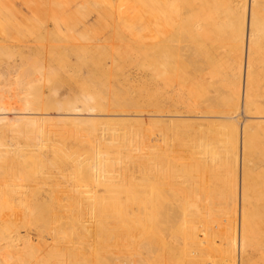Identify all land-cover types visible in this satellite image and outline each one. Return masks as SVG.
I'll return each mask as SVG.
<instances>
[{"label": "bare ground", "instance_id": "bare-ground-1", "mask_svg": "<svg viewBox=\"0 0 264 264\" xmlns=\"http://www.w3.org/2000/svg\"><path fill=\"white\" fill-rule=\"evenodd\" d=\"M171 3H174V6H170ZM140 4L141 5L134 4L133 8H131V11L133 13L130 20H137L138 22L139 20L148 21L149 23L150 21L152 22L148 26H145L144 29L147 32H144L147 34L145 35L147 39L144 41H141L139 39L140 42H142L141 44H144L142 46L144 48L143 52H141L142 55L124 56V64L127 63L125 60L136 61L139 63L135 75L138 74L139 76L143 77L145 75V79L143 80H138V75L137 77H134V79H137L134 87H131L130 89L124 88L123 91L118 89L115 90L112 88H103L108 83L110 84V81H113L111 77L113 75H111L112 72L110 73L106 68L108 56H102L105 52L103 51L104 48L100 46L99 53L101 54V56H82V58H80L81 61L79 62V66H86L90 72V77L87 78L86 82H83L84 84H82L81 87H79L82 88L80 95L78 94L77 96H74L69 93L62 98L60 97L58 90H56L54 92V95L51 97L52 102H50L53 103V106L50 104H46L44 99L41 97L40 92L36 90L32 92L33 96L31 97L29 95H21L22 93H20L19 90H15V87L13 92H6L2 97H0V123L2 124H9L12 122L20 121L39 123L46 122V124L48 122L55 121L61 124L60 125L58 123L60 127L48 128L50 127L48 123V127L47 125L45 126V129H47L45 130L43 127L44 132L42 130L44 135L46 133V136H49L48 138L51 139L52 137H56L59 139V142H56L58 144H56L55 141L52 142V144L55 143L53 144L54 146H52L53 158H49V154L45 151L46 149L43 147L41 148L40 145H38V151L35 150V147H37V143L33 144L34 148L29 152V157L32 159V162L40 164L37 170L41 176L40 177L38 175L36 169L32 168L31 173L34 171L35 176L31 177L33 179L31 183L35 189H38L42 186H49L47 188V191H45L46 194H43L42 192H34L32 198L31 196L29 197L25 193V191H22V195H25L26 201L34 203V205L38 209L39 206H42L43 204V206L49 204V208L47 207V210L44 212L40 211L42 208H40V210L37 209L38 212H35L37 217H39L40 212L41 214L46 213L51 216H57L58 222L51 223L54 225H52L50 229L51 231H54L49 232V234H51L48 236V238L45 237V239H47L45 242L43 241L45 239H42L43 243L40 242L39 239L37 240L36 237L31 238L29 235H27L28 237H26L25 240H22L23 242L20 243L24 246L20 245L19 247L18 245L17 247L15 246V244H13L12 240H10L11 245L8 248L9 250L5 251V249H7L6 246L3 250L6 254L5 260L7 264H32L29 261H32L34 255L36 258L39 257V254L34 251L38 249L40 250V256L43 258L44 264H100V262H103V257L101 258L98 255L90 256L91 253L87 255L88 257L85 258L79 259L77 255L75 256L76 258H73V252H75L76 250L74 248L70 249V244L68 241H70L71 243L72 236L74 237L75 235L77 237L78 234L80 236L78 235L79 238L77 237L76 242L73 239L76 245L78 243L83 244L80 241L82 237L85 238L86 235L88 236L86 237V239L91 240L95 238L97 235V231L101 230V225L103 224L101 220H103L105 216L111 213L113 214L114 212H116L117 210H121L122 208L126 209V207H128L131 203L133 204L134 200H132L130 196L131 194L132 196L134 195L132 193L133 189L135 188L133 185L135 184V179H137L135 177L136 172L134 171L133 165L136 163L138 164V162L145 165V174L144 176L141 175L142 178L145 177L146 182L143 183L146 185V188H143L145 193L143 196L144 207H141L139 209H142L143 211V214L140 215L142 220L145 222H143V224H145L143 226L146 227V230H143L144 228L142 227L141 223L140 226L142 228L140 226L139 228L141 231H145L142 232L145 235L146 249L144 250V252H146L147 254V256L145 255V260H147L148 264H179L175 260L176 252H174V256L172 254V250L170 251V249H172L170 248V245H174L173 242L177 243L175 241H178L180 236L185 237L194 228L195 221L191 217L185 216L188 214H186V210L191 207L190 204L187 203L188 199H186L184 195L189 191H192L193 188L196 191V186L198 187L201 184H206L204 187V193L199 189L197 193L199 194V191L202 192L203 197L201 199H203V202L205 204L203 203L200 206L198 204H192L194 206H192L193 211L194 209H197L198 213H202L205 217L206 220L203 221V224L205 225L204 228L209 232V235H207L206 232L201 233L199 239L200 249L196 248V252H192L193 256L197 255L199 257L200 264H249L251 259L255 257L254 254L256 252H259L261 248H263L260 245V242L264 240V203L262 206H259V204L262 203L261 200L263 199L261 198H264V186H262L263 189H259V184L262 183H259L258 180L264 176V170H260V174L259 172H257L255 175L252 174L253 165H250L248 162L251 161L252 156L250 155L253 154H246V160L245 158H243L242 160L239 185L237 181V177L239 175H237L238 170H232L233 173L230 172L229 175L228 173L230 167H226L227 160H224L223 158L220 159V152L217 153V151H214L212 152V155L209 156L211 157V164L205 163L206 161L209 162V158L207 160L206 158L208 156L205 158V155H203L204 159L206 160H204L205 162H203V160L201 161L203 162V165L204 163L205 165L204 167H202L203 169H198L196 172V178L200 180V183L198 184L196 179L192 181L195 176H191L194 178L190 182L183 183V178H181L182 183L185 185L180 186L181 184L179 182H181V174L178 178V171L174 170L173 167L172 169L169 168V164L164 158L162 152L164 151V149L162 150L161 142H164L165 140L163 139V141H161L162 139H160V141H155L153 139L155 137L154 134L157 133L158 135L160 133H158L151 127L159 122H176V120L174 121L172 119L173 121H171L169 119H163V117L196 118L194 119V121L190 122H196L198 120L205 119L206 117L208 120L213 118L212 121L207 120V122H213V120L215 119L220 120L219 122L225 125L223 131L222 129H218L220 131V134L217 133L218 139L219 137L221 139L223 136V142H228L230 140L229 143H235L234 145L236 146H232L234 149L237 147V143H239L240 141L238 136L239 130L235 128L233 122L231 125L232 129L231 127H229V121L225 122L227 118L235 116L234 114L227 115L228 111H225V108L232 109L231 112H237L238 110H240V108H242L245 115L249 116V114H252L249 116V119H246L242 123V145H244V148L246 142L249 139L257 137L258 132L260 131V128L258 126L264 123V108L258 110L257 112H252V108L255 104L253 103L254 101H251V99H253L251 97H253L255 92L253 94L251 85L256 83L257 78L255 77L254 73V71H256L254 70V63L257 61L264 62V55H259L262 53L260 52L259 44V41L262 40H260L259 38L262 37H259V35L261 34L258 33L259 28L257 29V26L261 25L260 23L264 22V1L164 0V4L168 5V8L173 10V15H171L169 19H166V14L163 15L162 13H155V11L153 10L154 7L151 8L148 3H144L142 1L140 2ZM118 7L120 6L118 5ZM139 7H143L145 10H142ZM126 8L129 10V7L126 6ZM157 18H159L160 20L162 19V25H157ZM106 20L104 22H106ZM101 22H103V20H101ZM119 29H121L120 31H122V27ZM132 30H130V34L136 37L135 34H137L138 31H136L137 33H135ZM123 34L126 33L124 32ZM124 37H126V35ZM137 38L138 36L136 37V39ZM178 40L185 42V44L183 45L186 51L183 49L182 43H179ZM45 52L47 55L52 56L51 59L53 61L57 60V57L54 55L56 51L51 52V50L46 49ZM183 52H185V54H187L188 56H186ZM222 56H229L231 62H221L220 59ZM117 59L119 60L120 64L121 58ZM115 61L114 57H112L111 62L115 63ZM63 62L64 63H62V65L60 62L59 66L63 67L64 71L67 72L68 75V71L71 70L70 68H68L70 67V60H67L65 58ZM45 67L44 62H41V66L38 65L37 67H35L34 74L35 72L37 73L38 70V74L42 75V77L46 78V80L49 82H52L55 80V78L60 77L58 73L55 75H52L50 73L53 71L51 69L55 68L54 66H48V70L43 69ZM11 68L13 69V66ZM118 69L119 67L116 68V70ZM98 74H100L104 78L102 79L103 82L101 83L97 82L98 79L96 78V76H98ZM147 74L151 77L149 78ZM74 75H76L75 70L70 76V80L72 81V83L76 82L74 80ZM146 75L149 80L146 78ZM155 75H160L162 77L164 87L155 82ZM42 77H37L38 82H41V79H43ZM177 79H180L182 81V89L184 88L183 90L186 91L185 88H187L189 95L191 94L190 98L193 100V102H190L189 106L187 105L190 110L187 108V106L184 107H186L193 115L187 114L185 116L183 115V113H181V109L179 110L177 108V104L180 102V91L179 89L174 90L176 85L179 84L177 82ZM26 82H29V80H27ZM131 83L133 84V82ZM16 84L18 88V83ZM154 86H158L157 88L159 90V93H155V95L151 91ZM137 91H140L139 97L137 95H133L134 92L137 93ZM257 96L261 98L262 92H259ZM171 107L177 108V110H174L176 111V113H174L175 115H172L173 113H163V111H166V109H169ZM150 108L154 112L150 114L143 113L145 111H148L149 113L151 111L149 110ZM201 108L205 109V112L203 114L199 111ZM111 111H115V114L119 113L122 114L121 116L125 117L123 118V120H119V122H122L121 125H123V123L125 122H130L134 123V125L136 126L134 127L133 125V127H130L131 129L125 127L126 125L123 126L124 129H126L123 136H121V134L112 132L114 136L112 135V137H105L102 133L105 131L106 135V132L108 130L107 128L106 130H103L104 128L101 127L102 125L100 126V124H107L104 118L105 115L112 114ZM145 115H147L146 119L138 120L136 117H143ZM71 116L73 117L71 118ZM67 117H69V119H72L70 120L73 122V124L74 121H77L78 123L81 122L83 124H91L92 127L97 126L98 128L96 127L97 129H93V131H91V129H89L90 131H87L85 129L86 131L84 132V135H82V137L84 136L82 138L80 136V131L84 129V126L81 127L80 123L79 125L77 124L81 127L79 131L80 133L77 134L75 131V127L78 128V126H76V123L74 124L75 126L72 127L73 130L75 129L74 131L72 130V128L70 130L71 126L68 128V126L71 124L67 125V128L64 126L63 123L66 124L65 121L68 119ZM130 117L136 118V120H130ZM143 120V125H145L144 123L147 122V125L145 126L146 129L149 127L148 135L146 134L148 130L145 133L149 141L145 142L146 152L145 155L142 156L146 157V159L141 160L140 157L139 160H137V158L133 160L126 155H122L123 152L121 154V151L123 148L121 149L119 155L116 156V158L112 157L109 152L113 153V151H110L109 147L113 142L110 141L114 140L116 142L117 140L118 142H122L119 143L120 145H122L120 147L132 148V137L133 135L136 136L133 132H135L136 134H140L144 126L140 127L139 123ZM145 120H149L152 122H145ZM50 125L52 124L50 123ZM85 128H87V126ZM132 128L134 129L132 130ZM41 129L42 127L40 128V130ZM100 130H103V132L100 133ZM129 130H132L131 134L128 133ZM75 134L78 136H76ZM197 134H200V132H198ZM71 136H73V138L77 137V140H79V142H82L83 139L84 141L90 142V144L91 142H94L95 146L91 144L93 145L94 150L87 151L88 148H83L81 151H79V149H76V151L78 150L77 153L76 151H74L75 149H72L65 141ZM48 138L46 137V139ZM42 140L40 141L41 143L44 142H42ZM48 141L49 140L46 141L47 143L44 142V144L46 143L45 146L47 147H49L51 143H48ZM164 145L165 144H163V146ZM112 146L114 147V144H112ZM115 146L117 147V144H115ZM170 146L172 148L174 147L173 144ZM197 146L196 148H198ZM214 146L212 147L213 149L215 148ZM115 148L114 152H116L117 150H115ZM254 148H256V145H254ZM90 149H92L91 146ZM215 149L218 148L216 147ZM173 150L175 149L173 148ZM252 152L253 151H251V153ZM33 153L39 154V156L35 157ZM170 153H172V151L169 152V155ZM245 153L247 152H244V154ZM78 154L80 156L86 154L89 160L84 161L82 159V161L79 160L81 161V163H78ZM262 155L264 156V150L262 151ZM258 157L261 158L259 155ZM191 158L188 159V161L190 160V163H192L194 160L197 161L199 159H203L199 157L196 160V156H194L193 160L191 161ZM72 160H76V163ZM213 160L215 161V163L212 164V162H214ZM201 161L198 162L201 164ZM262 161L264 162V159H262ZM15 163L18 164V161H15ZM193 164H195V162H193ZM193 164L190 165V167L194 166ZM233 164L234 167H237L238 162L235 160ZM69 169L72 170L73 176L66 175V172ZM236 169H238V167ZM190 170L192 171L193 169ZM254 171L256 172V170ZM193 173H195V171H193ZM60 179H64V181L61 182ZM71 179H73V182L76 184L75 188L76 186L79 188L76 191V194L78 195L70 192L71 190L68 186L72 185H70ZM186 180L188 181V177ZM63 182L66 184L63 185ZM172 182L174 185L177 183L180 184L178 185L180 186V188L177 186H173L178 188V190L176 188L174 189H176L179 193L177 191H174L172 194V187V190L168 189L169 192L167 191V186L169 185V183L172 184ZM143 184L141 183V185ZM19 185L21 184L20 181H18V178L3 179L2 181H0V186H2L3 188H8L7 190L9 191H11L12 187H17L16 189H19ZM52 185L56 186V188L54 189ZM138 185H140V183H138ZM66 187H68L69 190ZM168 188H170V185ZM220 188L221 191H219ZM63 189L65 190V192H63ZM98 190L106 191L104 197H100L98 195ZM62 192L64 196L62 195ZM66 192L67 194L65 195ZM200 194L198 196L201 197ZM48 199H51L53 201H48ZM194 199L196 200L197 198ZM22 201L23 198L21 196H16L15 193H11L10 195L6 192V190L5 194H3L0 190V227L1 225H5L3 222H5L6 220L3 221V219H14V217L20 216L26 218L25 215L28 216L29 213L30 216V212H34L32 210L30 212L25 211L24 208L15 209L22 204ZM215 201L217 204H219H215L214 206L212 204ZM67 204H73L71 206H75V210L73 213L72 209L71 213H68L67 210H65ZM131 206L132 205H130L129 207ZM210 206H214L213 211H208V207ZM124 211L122 212V218H120L117 227L121 228V225H124V223H122L124 222L123 220H125V222H127L128 224L131 223V220H135V218L129 212H127L126 210ZM31 217H28L29 221ZM46 217L47 215H45V217L41 219V223L44 221V219H46ZM136 221L138 220L136 219L135 223L133 221L134 224L132 225V227L135 225V229L138 230L139 228L136 225ZM44 223H46V221ZM127 223H125L126 227L123 226L121 228L123 229L124 233L127 227H131V225L129 226ZM48 225L49 224H47V226ZM80 225H83L84 236L79 233V230L78 233L76 232L77 227H79ZM72 228L75 229L76 233L73 234L74 232H71L69 235H72L69 236L66 232L71 231ZM47 229L48 227L46 228V230ZM1 230L2 228L0 229V231ZM25 231L29 232L27 228L25 229ZM56 231L59 232L60 235L62 234L61 232H63L62 235L64 239H67V235L69 239H71L68 241L65 240L62 243L61 238L59 239L60 242L57 241L58 239L56 240V238H54L58 236L56 235L58 234L56 233ZM89 233H91V235H89ZM130 234L129 237L132 235ZM10 235L14 236L12 234ZM126 235H128L127 232L125 236ZM6 237L8 238L10 236ZM76 237L74 238L76 239ZM12 238L13 237H11V239ZM51 240L53 241L52 244ZM54 242H56V244L57 242L59 243L54 246ZM90 246H92V244L88 243V247ZM90 248H88V250ZM93 249L96 250L95 248ZM103 250V253L101 255H103L105 252V250ZM107 251L109 252L110 249ZM122 252L118 255L120 257V262L118 263L115 261L116 264H120L121 262L126 264V261L128 260V257L130 255L126 258L124 254H128L131 251L123 249ZM263 252L264 251H262L261 253ZM218 253H221V255H217ZM105 254L104 256H106ZM257 254L259 255V253ZM81 255L83 256V254ZM218 256H220L219 260H217ZM46 257H48V259ZM122 259H124L125 262ZM128 264H131V262Z\"/></svg>", "mask_w": 264, "mask_h": 264}, {"label": "rangeland", "instance_id": "rangeland-1", "mask_svg": "<svg viewBox=\"0 0 264 264\" xmlns=\"http://www.w3.org/2000/svg\"><path fill=\"white\" fill-rule=\"evenodd\" d=\"M142 1L144 3H148L151 8L154 7L153 10L155 11V13L156 12L162 13L163 15L166 14L165 15L166 19H169L171 17V15H173L172 14L173 10L168 8L169 7L168 5L164 4V0H159L162 4L157 0H96V1L95 0H0V97H2L4 95V93H6V92L7 93H9L11 91L13 92L15 87H16L15 90H19V92L22 93L21 95H29L31 97L33 96L32 92H34V90H36V91L40 92V95L44 99L46 104H50L53 106V103H50V102H52L51 97L54 95V92L56 90H58L59 95L62 98L65 95H68L69 93H71L74 96H77L78 94L80 95L82 88H79V87H81L82 84H84L83 82H86L87 78L90 77L89 69L86 66H84V67L79 66L80 65L79 62L81 61L80 58H82V56H101V54L99 53L100 46H102L104 48L103 51L105 52L102 56H108L106 68L110 73L112 72L111 75H113V76H111L113 81H110V84L108 83L103 88H106V89L112 88L115 90L118 89V90L123 91L124 88L130 89L131 87H134V84L137 81V79L143 80V79H145V75L143 77V76H139L137 74L139 76V77H137V75H135V73L137 72V66L139 65V63L136 61L125 60L127 63L124 64V56H141L142 55L141 52H143V50H144V48L142 47L144 44H141L142 42H140V40L144 41L147 39L145 36V35H147L146 34L147 32L144 29H145V26H148L152 21H150V23H149L148 21H143V20H141V21L139 20V22L137 20H135V21L130 20L131 15L133 13L131 11V8H133L134 4L141 5L140 2H142ZM118 5L120 7H118ZM171 5L174 6V3H171L170 6ZM126 6L129 7V10L126 8ZM139 8L142 10L144 9L143 7H139ZM106 18H107V20H106ZM100 19L103 20V22L106 20V22L103 23V22H101ZM157 19H158L157 25H162L163 24V23L161 24L162 19L161 20L159 18H157ZM164 23H166V22H164ZM260 24L262 26L261 25L257 26V29L259 28L258 33L261 34V35H259V37H262V38H259L260 40H262V41H259L260 52L264 53V22L260 23ZM118 27L119 28L122 27V31H120L121 29H119ZM130 30H132L135 33H137L136 31H138L139 34L138 33L135 34L136 37L138 36L137 39L134 35L130 34L131 33ZM124 32L126 34H123ZM144 32H146V33H144ZM125 35H126V37H124ZM139 35H141V36H139ZM179 43H182L183 49L185 50V47L183 45V44H185V42L180 40ZM103 44H104V46H103ZM46 49L51 50V52L56 51L57 54L54 53V55L57 57L56 61H53L51 59L52 56L46 54V52H45ZM184 50H182V51H184ZM183 53L185 54V52H183ZM262 53L259 55L263 56L264 54H262ZM185 55L188 56L187 54H185ZM112 57H114V61L116 60L115 63L111 62ZM115 57H116V59H115ZM65 58L67 60H70V63H69L70 67H68V68H70L71 70L68 71V73H69L68 75H67V72L64 71V68L59 66L60 62H61V65H62V63H64L63 60H65ZM117 58H121L120 64H119V60ZM220 60L223 63L231 62L229 56H222ZM41 62L42 63L44 62V67L45 66L46 67L43 69H45V70H48V66H54L56 69L52 68L51 70H53V71L50 73L52 75H55L58 73L60 77H57V78H55L54 81L49 82L46 80V78L42 77V75L38 74V70H37V73L35 72V74H34L35 67H37L38 65L41 66ZM12 66H13V69L11 68ZM117 67H119V69H118L119 71L116 70ZM73 69L76 71V75H74V77H75L74 80L76 81L75 83H72V81L70 80V76L72 75V73L74 71ZM254 70H256V71H254V73H255V77H257V78H256V83L251 85L252 90H253V94L255 92L253 97H251V98H253V99H251V101L252 102L254 101L253 103L255 104L252 108L253 109L252 112H257L258 110L264 108V62H258V61L255 62L254 63ZM79 74H80V76H79ZM147 75H146V78L149 80V78L151 76L148 75V77H149L148 78ZM37 77L43 78V79H41V82H38ZM134 77H137V79L136 78L134 79ZM243 77H244V75H243ZM96 78L98 79L97 82H99V83L103 82L102 79H104V78L100 74H98V76H96ZM27 80H29V82H26ZM154 80L157 84L164 87V84L162 82V77L160 75H155ZM19 81H21V82H19ZM31 81H36V82H31ZM131 82H133V84ZM177 82L179 84H177L175 89H174V90L179 89V91H180L179 92L180 93L179 94L180 95V102L177 104V108L179 110L181 109V113H183V115H185V116L187 114L193 115L191 112H189L190 108L188 107L189 103L193 102V100L190 98L191 94L189 95L187 88H185L186 91L183 90L184 88L182 89L183 85H182V81L180 79H177ZM242 82H243V79H242ZM16 83H18V86H19L18 88H17ZM131 84H132V86H131ZM12 85H14V86H12ZM155 87L156 86H154V88L151 89V91L154 93V95H155V93H157V94L159 93V90L157 88L158 86L156 88ZM154 90H156L158 92H156ZM259 92H262L261 98L259 96H257V94H259ZM181 94H182V96H181ZM133 95H137L139 97L140 91H137V93L134 92ZM241 101H242V98H241ZM181 103H182V105H181ZM184 106H187V108L189 110ZM177 108L171 107L169 109H166V111H163V113H173L172 115H175L174 113H176V111H174V110H177ZM149 110H151L149 113H148V111H145L143 113L150 114V113L154 112L151 108ZM231 110L232 109L225 108V111H228L227 115H233V114L235 115L231 118L230 117L227 118V120H225V122L229 121L228 123H229V127H231V129H232L231 125L233 122L235 128H237V130H239L238 136H239L240 141L238 140L239 143H237L238 145L234 149L232 146L235 147L236 146V145H234L235 143L234 144H233V142L229 143L230 140L228 142H223L222 141L223 136L221 139H220V137H219V139L217 137V133L220 134L219 130L222 129V131H223V129L225 128L224 127L225 125H223L221 122H219L220 120L214 119L213 122L208 123L207 117L205 119H201V120H198L196 122H190V121H194V119H196L194 117H163V119H169L171 121L176 120V122L164 121V122L156 123V125H153L151 127L155 131L160 133L158 135L161 138L158 137L157 133L154 134L156 138L154 137L153 139L155 141H157V140L160 141V139H162L161 141H163V139L165 140L164 142H166V143L161 142L162 150L164 149V151H162L164 158L168 162L170 169H172V167H173L174 170L178 171L177 172V173H179L178 178L181 176L180 179L183 178V183L184 182H190L194 178L191 176H195V178L192 181H194L196 179L198 184L200 183V180L198 178H196V172L198 169L201 170V168L204 167L205 163L211 164V162H210L211 157H209V156H211L212 152H214V151L215 152L217 151V153L220 152V154H219L220 159L223 158L224 160H227L226 167H228V168L230 167L229 173H228L229 175H230V172L233 173L232 170H234V171L238 170V173L236 172L237 175L239 174L237 177L238 178V180H237L238 185L240 182V172L242 169V160H243V158H245V160H246V154H248V155L253 154V155H250V156H252L253 159L250 157L251 161L248 162L250 165L254 166V167L252 166V168H253L252 174L253 175H255L257 172H259V174H260L261 171L264 170L263 169L264 162L262 161V159H264V156L262 155V151L264 150V123H262V125L258 126L260 128V131L258 132L257 137L249 139L246 142V145L244 148V145H242V138H243L242 137V135H243V133H242L243 124L242 123L246 119H249L250 118L249 116L252 114H249V116L245 115L243 113L242 108H240V110H238L237 112H234V111L231 112ZM199 111H200V113L203 114L205 112V109L201 108ZM114 112L115 111H113L112 114H110V115H105L104 119L107 122V124L106 123L100 124V126L102 125L101 127L104 128V129L103 128H101V129L106 130V128H107V130H108L106 132V135H105V131L103 132V130H100V133L103 132L102 134L105 137L106 136L112 137V135L114 136V134H112V132L117 133V134H121V136H123L125 131H126V129H124L123 126L126 125L125 127H128L129 129H131L130 127H133V125H134V123H130V122H125V123H123V125H121L122 122H119V120H123V118H125V117L121 116L122 114L118 113L119 114L118 115V114H115ZM146 116L147 115L143 116L144 118L142 116H139V117L136 116V117L138 120H140V119H146ZM72 117L73 116H71V118ZM67 118L69 119V117H67ZM68 119L65 121L66 124L65 123H63V124L66 128H67V125L71 124L68 126V128L71 126L70 130L73 126H75L74 125L75 123H76V126H78L79 123H80L81 127L84 126L83 127L84 129L81 131H80V129H81L80 126H78V128L75 127L76 130L74 129L77 134H79L81 132V134H80L81 137H82V135H84V132L86 130L88 131L89 129H91V131H93V129L98 128L97 126H94L95 128L92 127L91 124H90L91 125V128H90L89 124H83L81 122L78 123L77 121L76 122L74 121V124H73V122L71 121L72 119L71 120L70 119L68 120ZM134 119L136 120V118L130 117V120H134ZM212 119H210V120L212 121ZM109 120H110V123H109ZM210 120H208V121H210ZM146 121L152 122L149 120H145V122ZM54 122L55 121L48 122L50 127H48V123L46 124V122H43V123L40 122L39 123V122L20 121V122H12L9 124L0 123V170H1L0 181H2L3 179L18 178V181H20V184H21L18 187L19 189H16L17 187L10 186L12 188H11V191H9V190H7L8 188H3L2 186H0V190L3 194H5V190H6V192L10 195H11V193H15L16 196H19V197L21 196L23 198V201L21 202L22 204L15 209L24 208L25 211H29V212L31 210L34 211L33 213L30 212L32 217H31V215L29 216V213H28V216L25 215L26 218L23 216H20V217H14V219L13 218L9 219L8 217H5L8 219H3V221H5V220L6 221L3 222L5 225L4 226L1 225V227H0V229L2 228V230L0 231V264H7V262L5 260L6 254L3 250H4L5 246L7 248V249H5V251L9 250L8 248L11 245L10 240H12V242H13V244H15V246L18 247V245H19V247H20V245H22L20 243L23 242L26 237H28L27 235H29L31 238L36 237L37 240L39 239V241L43 243V241L45 242L47 240V239H45V237L48 238V236L51 234V233L49 234V232L54 231V230L51 231V229H50V227L52 225H54L51 223L52 222L53 223L58 222L57 216L56 217L51 216V215L46 214V213L41 214V212H44L47 210V207L49 206V204H47L45 206H43L44 204L43 205L41 204L42 206H39V209H38V208H36L34 203L26 201L25 195H22V193H23L22 191H25V193L29 197L30 196L32 197L34 192L35 193L42 192L43 194H46L45 191H47V188L49 186L48 187L42 186V187H39L38 189H35L31 183L33 181V179L31 177L35 176L34 171L31 173V170H32V168H34L38 172L37 168H39L38 166L40 164L32 162V159L29 157V152L31 151V149L34 148L33 144L37 143V147H35V150L38 151V149H39L38 145H40L41 148L43 147L46 149L45 151H46V153L49 154V158H53V154H52V148L53 147L52 146H54L53 144H55L56 142H59L58 141L59 139L56 137H52L50 139V138H48L49 136H46L47 135L46 133L44 135L43 132H44L46 125L48 128L60 127L61 124L59 122H55V123ZM142 122H144V120L140 121V123H139L140 127L144 126L143 127L144 130L143 129L141 130L142 133L140 131H139L140 134H138V133L136 134L135 132H133L136 136L133 135V137H132V144H133L132 148L120 147L122 145H120L119 143H122V142H118L117 140H116V142L114 140L110 141V142H113L112 144H114V147L112 146V144L109 147L110 151H113V153L109 152L112 157L116 158V156L119 155L121 149L123 148L121 151V154L123 152L122 155H126V156L132 158L133 160L136 158H137V160H139L140 157H141L140 158L141 160L146 159V157H142V156H144L145 152H146L145 142L149 141L147 139L148 137H146L149 133V127L146 129L145 126L147 125L146 124L147 122L144 123L145 125H143ZM50 123L52 125H50ZM58 123L60 125H58ZM63 124H62V126H63ZM127 124H129V125H127ZM86 126H87V128H85ZM135 126L136 125H134V127ZM41 127H42V129L40 130ZM43 127H44V129H43ZM133 129L134 128H132V130ZM42 130H43V132H42ZM72 130H73V128H72ZM147 130H148V132H147ZM131 131L129 130L128 133L131 134L132 133ZM194 132H196V133H194ZM198 132H200V134H197ZM162 133H163V135H162ZM76 136H78V135H76ZM46 137L48 139H46ZM71 137H69V139H66L65 141L67 142V144L72 149L73 148L75 149L74 151H76V149H79V151H81L83 148H86V149L88 148L87 151L94 150V147H93V145L95 146L94 142H91V144H93V145H91L90 142L84 141V139H83V141L82 142L80 141L81 142L80 143L79 140H77V137H74V138H73V136H71ZM42 139H46V140H42ZM41 140H42V142L43 141L46 142L47 140H49L48 143L51 142L49 147L45 146L47 142L44 144V142L43 143L40 142ZM53 141H55V143L52 144ZM56 144H58V143H56ZM115 144H117V147H119L120 149L117 148L115 146ZM118 144H119V146H118ZM163 144H165V145L163 146ZM172 144H173V146H174L173 148L175 150H173V148L170 146ZM139 145H140V148H139ZM197 145H199V146H197ZM206 145H208V146H206ZM254 145H256V148H254ZM90 146L92 149H90ZM196 146L198 148H196ZM209 146H211V147H209ZM213 146L215 148L217 147L218 149H215V148L213 149L212 148ZM114 148H115V150L117 149L118 152H117V150H116V152H114ZM211 148L213 151L211 150ZM167 149H168V151L170 150L169 152L172 151V153H170V155H169V152L167 151ZM259 149H261V150H259ZM204 150H205V152H204ZM251 151H253L254 153L253 152L251 153ZM76 152L78 153V150ZM209 152H211V153H209ZM236 152H237V154H236ZM244 152H247V153L244 154ZM33 155L35 157L39 156V154H35V153H33ZM136 155H137V157H136ZM203 155H205V158L208 156L206 159L208 160V158H209V162L204 161L206 159H204ZM242 155H243V157H242ZM258 155L261 158H259ZM194 156H196V158H195L196 160L199 157L203 158V159H199L197 161L194 160L193 162H195V164H193V162L190 163V160L188 161V159L192 157L191 158V161H192ZM78 157H80V158H78ZM78 157H77L78 163L79 162L81 163L82 159L84 161L89 160L88 156L86 154L81 155V156L79 155ZM169 157L171 158V160ZM237 157H238V159H237ZM167 158H169V159H167ZM256 158H258V159H256ZM75 159H76V157H75ZM79 160H81V161H79ZM169 160H170V163H169ZM201 160H203V162H205L204 165H203V162ZM235 160L238 162V165L236 164L238 169H236L237 168L236 166L234 167L235 163L233 164V162ZM15 161H18V164H16ZM72 161L75 162L76 160H72ZM72 161H71V163H72ZM198 161H201V164ZM172 162H173V164H172ZM184 162H187V163H184ZM78 163H77V165H78ZM213 163H215V161L212 162V164ZM192 164L194 166L190 167V165H192ZM258 164H260V165H258ZM136 165H138V166H136ZM133 166H134L133 167L134 171L136 172L135 177L137 178L135 180L138 182L134 181L135 184L133 185L135 188L133 187L134 189H133L132 193L134 194L133 196H135V197H133L132 194L130 196V198L132 200H134V202L131 200L133 202V204L131 203L130 205H132V206L129 207L130 206L129 205L128 207H126V209L122 208L121 210H117L113 214L111 213V214H108L107 216H105L104 219L101 220V222L103 223L101 225V230L97 231V235L95 238H93L91 240L86 239V237H88L86 235L85 238L82 237V239L80 241L83 244H79L78 243L79 240H78L77 241L78 244L76 245L74 243V240L76 242L77 237L79 235V234L78 235L76 234L77 237L74 235V237H76V239L72 236L71 243H70V241H68L71 239V238L69 239V237H68V235L71 232L72 233L74 232L73 234H75L76 232L78 233V230H79V233H81L84 236L83 225H80L79 227H77L76 232H75V229H73V228H72V230H74V231H72L71 229H70L71 231H69V232L67 231L66 232L68 234L66 237L67 239L63 238V235H62L63 232H61L62 234L60 235V233L56 231V233H58L56 235H58V236L60 235L59 237L58 236L54 237V238H56V240L58 239L57 241L60 242V240H59L60 238L62 239L61 243L66 240L70 244V249L74 248L77 251V252L75 251L76 253L73 252L74 249H73V251H71L75 254V255L73 254V256H72L73 258L76 255L78 256L79 259L85 258V257H88L87 255H89L91 253L90 256L91 255L92 256L98 255L101 258L102 257L104 258V260L102 259L103 262H100V264H116V262H118V263L120 262V257L118 255L124 249V250H130L131 251L128 254H124V256L126 258H127V256L130 255L128 257V260L126 261V264H128L130 262H131V264H148L147 260H145L147 254H146V252H144V250L146 249V246H145L146 243H145V235L143 234V232H145L143 230H146V227L143 226L145 224H143L144 221L142 220L141 215H140V214H143V211H142V209L141 210L139 209L141 207H144V197L143 196L145 193H144L143 188L145 189L146 185L143 184L145 182V177L142 178L141 175L144 176V174H145V168H144L145 165L138 162V164L136 163ZM231 168H233V169H231ZM53 169H54V167H53ZM190 169H193V170L191 171ZM254 170H256V172ZM193 171H195V173H193ZM38 175L40 176L39 172H38ZM66 175H69V176L72 175V170L69 169L66 172ZM28 176H30V177H28ZM187 177H188V181L186 180ZM60 181L62 182V181H64V179H60ZM180 181L181 182H179V183L181 185L178 183L174 185L173 182H172L173 185L171 183H169L170 188H168L169 187V185H168L167 191H168V189H171V187H172L173 190L171 189L172 190L171 193L173 194L174 191L176 192L178 190V188L173 187V186H177L179 188H180V186H184L185 184L182 183V179ZM70 182H71L70 185L72 184L71 186H68L71 190L70 192L76 194V191L79 188L77 186L75 188L76 184L73 182V179H71ZM258 182L262 183V184H259L260 185L259 189H263L262 186H264V176L261 177L258 180ZM138 183H140V185H138ZM141 183L143 185H141ZM62 184L65 185L66 183L63 182ZM178 185H180V186H178ZM205 185L201 184L198 187L196 186V191L193 188L192 191L188 192L189 194L186 193L184 195L186 197V199H188L187 203H189L190 207H191V208L186 210L187 211L186 214L188 213L190 216L188 214L185 216L191 217L195 221V225H194V228L185 237L180 236L179 240L175 241L177 243L173 242L174 245H170V248H172V249H170V251L172 250L173 255H174V252H176L175 255H176L177 259L175 257V260L179 264L180 263L181 264H200L199 257L197 255L193 256L192 252H196V248L200 249L199 248L200 247V243H199L200 240L199 239H200L201 233L206 232V234L209 235V232L207 231V229L204 228L205 225L203 224V221L206 220L205 217L203 216L202 213H198L197 209H196L197 211L195 209L193 211L194 206L192 204H198L200 206L201 204L204 203L203 199H201L203 197L202 192L199 191V194L201 193L200 194L201 197L198 196L199 194L197 192L199 189V190H202L204 193ZM201 186H203V187H201ZM52 187H54V189L56 188V186H54V185H52ZM68 187H66V188H68ZM69 188H68V190H69ZM174 188H176L177 190ZM18 190H21V191H18ZM219 191H221V188L219 189ZM63 192H65L64 189H63ZM63 192H62V195L64 196ZM97 193L100 197H104V195L106 194V191H103V190L99 191L98 190ZM207 193H208V191H207ZM66 194H67V192L65 193V195ZM76 195H78V194H76ZM204 196H206V195H204ZM192 197L197 198V199L195 200ZM54 198H55V196H54ZM134 198H136V199H134ZM261 199H263V200H261L262 203H260L259 206H262L264 203V198L262 197ZM49 200H51V199H48V201ZM136 200L138 203L136 202ZM192 200L195 202H193ZM52 201L53 200H51V202ZM46 202H47V200H46ZM215 204L218 205L219 203L217 204L215 201V202H213L212 205L215 206ZM71 205H73V204H67V206H66L65 210H67L68 213H71V209H72V213L75 210V208H74L75 206H71ZM44 207H45V209H44ZM213 207L212 206L208 207V209H209L208 211H211V210L213 211ZM40 208H42L43 210L42 209L40 210ZM37 209L41 211L40 214L38 213L39 217H37V215L35 214V212H38ZM124 210L129 212L135 218V220L137 219L139 221V222L136 221L137 222L136 225L138 228H139L140 223H141L142 227L144 228L142 230L143 232L140 230V228L138 229L137 227L136 228L138 230H136L135 225L132 227V225L135 223V220H131V223H129V224L127 222H125V220H123L124 222H122V223H124V225H121V228L123 226L126 227L125 223H127L129 226L131 225V227H129V228L127 227L128 229L127 228H126V230L124 229L125 233L123 232V229H121L120 227H117V225L119 224L120 218H122L121 216H122V212ZM45 215H47V217L41 223V219L43 217H45ZM28 217H31L30 221H29ZM22 221H23V223H22ZM45 221H46V223H44ZM133 221H134V223H133ZM47 224H49V225L47 226ZM28 227H30V228H28ZM47 227H48V229L46 230ZM26 228L29 230V232L25 231ZM44 230H45V232H44ZM126 232L128 234V235H126L127 237H129V234L131 232L132 235L130 234L131 235L130 236L131 238L129 237L130 239L125 236ZM9 233L14 235V236H11ZM71 235H69V236H71ZM89 235H91V233H89ZM6 236H10V237H8L10 239H8ZM11 237H13V238L11 239ZM42 239H45V240L42 241ZM16 241L17 242L19 241L18 242L19 244ZM36 241H34V242H36ZM52 242L53 241L51 240V244H52ZM59 242H57V244ZM84 243H85V245H84ZM88 243L92 244L93 247L92 246H90L92 248L88 247ZM57 244H56V242H54L53 245L56 246ZM72 244H73V247H72ZM131 244H132V246H131ZM260 245L263 247V248H261V250L264 251V240H262V242H260ZM22 246H24V245H22ZM87 247L90 249L95 248L97 251L94 249L88 250ZM32 249H33V247H32ZM103 249L105 250L104 254L106 253L105 254L106 256H104V254L101 255L103 253L102 252ZM109 249H110V251L108 252L107 250H109ZM261 250L254 254L255 257L253 256L254 258L251 259V261H250L251 264H264V252L261 253L262 252ZM34 251L39 254V257L36 258L34 255V258H32V261H29V262L32 264H44L43 258L40 256L41 255L40 250L38 249V250H34ZM92 251H94V252H92ZM177 251H178V253H177ZM80 253L83 254V256ZM257 253H259V255ZM93 254H95V255H93ZM217 255H221V253H218ZM144 256H145V258H144ZM130 257H131V259H130ZM46 258L48 259V257H46ZM129 259H130V261H129ZM219 259H220V256H218L217 260H219ZM122 260L125 262L124 259H122ZM96 264H98V263H96ZM120 264H124V263L121 262ZM219 264H223V263H219Z\"/></svg>", "mask_w": 264, "mask_h": 264}]
</instances>
